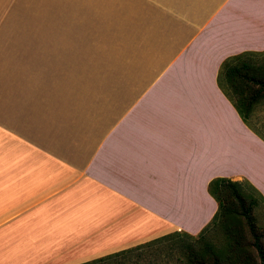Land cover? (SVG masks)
<instances>
[{"label":"crops","instance_id":"0c3cea01","mask_svg":"<svg viewBox=\"0 0 264 264\" xmlns=\"http://www.w3.org/2000/svg\"><path fill=\"white\" fill-rule=\"evenodd\" d=\"M15 13L0 2V264H84L196 235L217 208L209 182L242 176L227 169L240 137L264 147L219 78L223 61L264 51V0Z\"/></svg>","mask_w":264,"mask_h":264},{"label":"trees","instance_id":"16d2710c","mask_svg":"<svg viewBox=\"0 0 264 264\" xmlns=\"http://www.w3.org/2000/svg\"><path fill=\"white\" fill-rule=\"evenodd\" d=\"M241 56L223 61L219 78L224 80L226 89L232 93L229 101L244 122L254 107L264 102V59L259 62L244 61ZM217 82L220 85V81ZM207 191L217 208L210 221L195 236L171 234L84 264L108 261L171 237H181L191 242L186 245L180 240L175 247L183 257H188L187 264H264V248L261 244L264 233L256 226L253 216L256 199L244 194L238 182L226 178L211 180ZM210 228L212 240H208L205 235ZM195 253H198L196 258H189Z\"/></svg>","mask_w":264,"mask_h":264},{"label":"rangeland","instance_id":"374dc122","mask_svg":"<svg viewBox=\"0 0 264 264\" xmlns=\"http://www.w3.org/2000/svg\"><path fill=\"white\" fill-rule=\"evenodd\" d=\"M1 4L15 6L16 20L40 19L39 11L41 8L50 6L55 7L59 0H0ZM27 10H33L32 13H26ZM36 11V12H34ZM46 15V14H45ZM244 61L259 62L264 59V52L250 53L240 57ZM224 96L229 100L232 99V93L226 89L224 80L221 79ZM224 117L230 118L227 109H224ZM246 125L249 131L255 134L257 140L264 143V102L257 104L251 112L249 118L242 123ZM244 125V126H245ZM245 126V127H246ZM246 127V128H247ZM258 144L249 143L247 139L240 137L239 141V158L231 165H228L229 172H242L238 178L231 180L240 184V189L246 195L256 199L257 205L253 209L256 226L264 233V152L259 149ZM250 181V182H249ZM211 228L205 234L208 240H212ZM195 236V235H194ZM182 240L189 245L191 242L181 237H171L161 243L144 246L138 250H132L124 256L112 257L108 261L92 264H187L188 257L182 256L179 249H176L178 241ZM217 244V243H216ZM219 244V241H218ZM217 244V245H218ZM264 248V239L261 240ZM198 256L195 253L189 258L194 259ZM103 258V257H102Z\"/></svg>","mask_w":264,"mask_h":264}]
</instances>
